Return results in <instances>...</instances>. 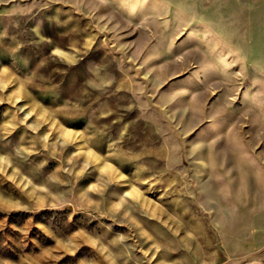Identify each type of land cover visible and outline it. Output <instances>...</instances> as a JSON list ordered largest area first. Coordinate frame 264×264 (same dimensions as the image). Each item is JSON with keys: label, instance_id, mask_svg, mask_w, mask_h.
<instances>
[{"label": "rangeland", "instance_id": "1", "mask_svg": "<svg viewBox=\"0 0 264 264\" xmlns=\"http://www.w3.org/2000/svg\"><path fill=\"white\" fill-rule=\"evenodd\" d=\"M0 264H264V0H0Z\"/></svg>", "mask_w": 264, "mask_h": 264}]
</instances>
